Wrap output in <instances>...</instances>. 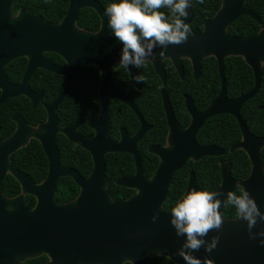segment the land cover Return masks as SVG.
<instances>
[{
  "label": "water",
  "instance_id": "1",
  "mask_svg": "<svg viewBox=\"0 0 264 264\" xmlns=\"http://www.w3.org/2000/svg\"><path fill=\"white\" fill-rule=\"evenodd\" d=\"M14 1L0 0V88L3 90L1 102L23 94L13 93L14 88L9 84L4 72V68L15 59H30L23 86L36 68L46 65L51 67L45 60L46 53H55L66 59L69 63V69L65 71L68 82L71 81L72 74L75 75L76 81L66 87L59 102L80 81L81 68L92 63L103 69L108 65L107 70L112 73L113 67L119 61L122 45L107 29L101 4L93 0H70L62 23L53 25L42 17L25 11H20L15 16ZM246 1L224 0L223 8L216 18L206 25L204 34L189 35L186 42L169 45L163 56L160 55L162 51L160 48L154 49L155 57L149 59H153L157 64L158 59L188 57L194 59L197 75L204 59L208 57L217 59L223 78L221 96L201 115L193 105L189 110L194 120L206 121L220 114L234 115L239 119L245 140L232 150L243 148L249 153L253 165L252 173L247 180L239 184L231 178L228 165H223V184L216 193L218 198L223 199L228 190L235 192L236 187L241 185L255 198L261 211H264V165L261 157L264 139L249 135L239 115L243 105L256 94L261 84L264 33L250 39L231 38L226 34L227 27L239 16L248 15L261 22L257 15L245 7ZM83 8L95 9L100 15L102 27L98 34L77 28V21ZM192 18L189 8L185 22L191 25ZM229 55L243 56L253 68L257 79L254 92L237 101H229L226 96L224 65L225 57ZM159 66L161 68V65ZM101 98L103 110L98 123L95 124V127L98 126V137L95 141L83 145L94 157L95 169L89 179H84L72 169L61 167L60 155L53 145V137L49 140L48 133L34 132L19 118H15L19 122V130L11 140L0 146V264H20L21 260L24 264L44 255L50 259L47 264H122L126 259H132L134 264H148L157 256L167 257L175 264H185L184 260L176 255L183 238L175 236L174 229L169 223L170 214L164 209L169 187L174 174L183 169L190 159L199 161L205 156L220 155L225 151L199 147L193 135L196 132L195 123L183 135L175 134L174 131H181L177 129L173 113L168 110L172 148L151 149L161 158V164L151 180L144 175L141 157L136 149L134 154L137 175L119 184L137 189L138 194L128 201L114 202L106 189L107 150L103 152L96 149L99 151L96 152L92 146L106 140L100 128L106 120L104 116L106 102L103 97ZM165 100L167 104L166 97ZM53 124L56 125L51 118L47 125L40 126V130L47 132L50 131L48 127H51L55 132ZM191 134L193 138L190 141L185 142L181 139ZM30 136H35L41 141L50 159L49 176L42 185H35L29 176L9 164L8 157L23 148ZM140 137L141 134L135 140L138 141ZM108 150L120 152L122 149L110 144ZM9 172L21 183L24 194L37 198L35 208H29L23 196L16 199L4 196L2 185ZM66 176L72 177L80 185L82 193L75 202L59 205L55 202L57 183L59 178ZM191 188L199 189L194 173L190 175L187 192ZM224 208L221 209L224 220L222 229L218 233L210 231L208 237L219 234L217 247L211 253L202 247L194 255L202 261L210 259L214 264H264V247L257 241L249 239L244 221L225 220ZM156 212H159V218L153 222L152 216Z\"/></svg>",
  "mask_w": 264,
  "mask_h": 264
},
{
  "label": "flooded vegetation",
  "instance_id": "2",
  "mask_svg": "<svg viewBox=\"0 0 264 264\" xmlns=\"http://www.w3.org/2000/svg\"><path fill=\"white\" fill-rule=\"evenodd\" d=\"M93 1L101 4L103 8L105 9L101 1L99 0H93ZM249 1L251 0H247L245 2V7L249 11L257 15L260 18L261 22L259 23L256 19L248 15L239 16V18H237L233 23H231L226 29V34L229 37L239 38V39H250V38H254L264 33V29H262L258 34L249 35L247 37H241L238 35H233L230 32L232 27L236 25L237 22L242 20L243 18L250 19L251 21L255 22L257 25L262 26L263 22H262L261 17L255 11H253L252 9L248 7ZM69 4H70V1H69ZM223 4H224V0H221V7L219 8V10L210 20L201 24V29L199 31H194L193 29L195 23L197 22V15L191 7L190 10L193 15V18H192L193 21L190 25V27L192 28L191 35L204 34L206 25L216 18L218 13L223 8ZM68 8H69V5H68ZM86 9L94 10L97 13V15L100 18V29L97 32H90V31L83 30L78 26L79 19L77 21V28L84 32L98 34L101 31L102 19L95 9L83 8L82 11ZM81 13H80V16H81ZM37 16H40V15H37ZM64 18L62 19V21L64 20ZM62 21L58 24H53V23L51 24L59 25L62 23ZM51 54H55V53L45 54V57L47 58L45 60L50 64L51 67L46 65L45 67L40 66L36 68L32 72V75L28 79L25 86H23V84H24L26 72L30 64V59L28 58L15 59L4 68V72L7 76L8 82L14 88L13 93L15 95H17L20 92L23 94L16 96V97L7 98L3 102H1L3 90L0 88V105L3 106L7 103H10L15 108L14 113L11 116V124L14 130L8 137L4 139L0 138V146L6 143L7 141L11 140L14 137V135L17 133L20 125H19V122L15 120V118H19L21 121L24 122L25 126L33 129L34 132H40L44 134L48 133L49 136L47 138L49 140L51 139V137H53V141H54L53 145L56 146L59 152L60 164L62 168L72 169L76 171L84 179H89L95 169L94 168L95 167L94 157H93V153L88 151L83 145L85 144L87 145V143L95 141V139L98 137V130H97L98 126L95 127V124L98 123L101 117V114H102L103 104H102L101 97H103V99L106 102L105 114H104V116H106V120H105L106 123L103 121L104 125H101L100 128L103 134H105L106 140L100 143H95L92 146L95 151L96 149L103 150V152L107 150L105 152L106 153L105 159L107 163L106 173H105L106 182H107L106 189L109 192L111 199L114 202L128 201L138 194L137 189L129 188V187L122 186L119 184L121 181L134 178L137 175L138 169H137V162L135 158L136 156L134 154V151H136V149L139 151V154L141 157L144 175L147 179L151 180L161 164L160 155L155 152H152L151 149L152 148H158V149L172 148V129H171L170 122H169L168 110L173 113L175 120H176V124L178 126L177 129L181 131V132L174 131L175 134L183 135L184 132L189 131L190 128H192L195 123L196 132L193 135H194L195 142L197 143L199 147L213 148V149H217L220 151L221 150L225 151L224 154L205 156L201 158V160L199 161L190 159L183 169L179 170L178 172L174 174L170 187L172 186V183H173V180L176 174L187 169V173H188L187 184H186V189H185L184 194H186L187 192L191 173H194L196 176L197 186L199 190L205 191L206 189H204L199 183L196 168H195L196 164L201 163L206 159H223L227 157L228 154H233L238 151L243 152L247 156L248 160L250 161L251 163L250 174L245 179L239 181L233 177V173L231 171L229 162L220 161L218 162V164H219V169H220L219 172L221 175V183L218 185L217 189H215L213 192H216L223 184L222 168H223V165L225 164L228 165V170H229V174L231 178H233L239 184L247 180L251 176L253 165H252L251 157L249 153L243 148L232 150L236 145L243 143L245 140V133H244L243 127L241 126V122L239 121V119L234 115L220 114V115L211 117L206 121L205 119L204 120L202 119L194 120V117L189 110L192 108V105H193V107L195 108L197 113H199V115L205 113V111L208 110L215 103V101H217V99L221 96L223 92V78H222V74L218 66L220 91H219L218 96L214 98L213 101L205 108V72H204L205 61L209 58H215V57H208L202 61L201 69L199 70L198 75L195 70L194 59H191L188 57H182L181 59H172V58L158 59L157 64L154 62L153 59H148L147 63L140 69L130 66L131 74L127 72L126 70H124L123 68L118 69L117 71H114L112 69V73L110 74L107 70L109 68L108 65H106L103 69L101 66L92 63L80 69V73H79L80 81L76 83L75 86L70 89V91L65 96V98H63V100L59 102L60 97L66 91V87L71 86L72 83L76 81V77L74 74H72L71 81L68 82V75L65 74V71H68L69 69L68 61L64 59L63 57H61L60 55L59 56L62 59H56L55 57L51 56ZM231 58H241L243 62H245L252 69V73L254 77V86L251 91L237 98H231L229 96V84H228V78L226 75V68L224 65V69H225L224 78L226 82L227 99L229 101H237L254 92L257 86V79H256V75H255L253 68L247 63V61L245 60L243 56H239V55L226 56L225 63L227 59H231ZM19 60H24L26 63V66L23 71L21 79L18 80V78H14L12 75L8 73L7 68L15 64ZM215 60L217 61L216 58ZM159 65H161V68ZM217 65H218V62H217ZM90 67H93L95 72H90V73L86 72V74L90 75L91 77H93L94 73H96L97 75L93 81V90H90V87H89L87 91L85 92V94L87 95L93 94V96L95 97L96 101L92 99V103L88 108L89 111L92 112L95 106L97 107L98 113L95 119H91L93 117L91 115L88 118L83 117L82 115H79L82 100H81L78 90L84 81V71ZM55 69L60 70V71H56ZM135 75L142 76L143 80L133 81L132 76H135ZM170 79H173V84L175 86H178L177 94L179 95V98H178V103L176 105L173 104L174 102L171 98V92L169 91V88H168ZM263 79H264V63L262 66L261 84H260L258 91L253 97H251L243 105L242 109L239 112L240 118L243 124L245 125L248 134L257 139H264V136H258L256 133H254L250 129L249 125L246 123V121L242 117V111L244 107L246 106V104L250 102L251 100H253L261 91ZM88 82L91 84V80H89ZM120 96L124 98H121ZM71 97H74L76 101L80 104L79 107L74 110L76 113L75 117L78 119L70 118L71 116L68 114L72 110V108L66 106V103ZM165 97L167 98V104H166ZM260 109L264 110V106H261ZM177 111H181V112L178 114ZM222 115L232 116L236 121V127L238 129L239 140L235 142L234 144H232L229 148L223 147L222 145L218 144L219 142L217 140L216 141H209V140L205 141V137L206 139L213 137V139L215 140L214 134L215 132L218 131V129H216L210 123L213 122L214 118L218 116H222ZM51 118L55 121V124L57 125V126L54 124L52 125L55 127L56 131L54 132V130L51 127H48L50 131H47V132L40 130V126L47 125ZM207 128H209L211 131L208 132L210 134L207 133L205 135V129ZM3 130H4L3 127L0 126V136ZM140 134H141V137L139 138V140L138 141L135 140V138ZM164 135L165 137L163 138ZM192 138L193 136L191 134L181 139L185 142H188ZM33 142H37L39 144L45 156L46 162H47V171H46L47 174L45 178L40 182H36L29 173L22 170L21 167H19L18 164L15 163V156L18 153H20L23 149L29 147V145ZM107 144L109 145V147L111 144V145H115L119 147L122 150L120 152L109 151ZM263 150H264V147L261 149V157H262V161L264 165ZM124 151H128V152H124ZM96 152H99V151H96ZM72 153L85 154L89 156L92 162V170L88 176L84 175L83 173L79 171L78 163H72L71 160L68 163H65V160H69L68 157L71 156ZM113 158H119V159L123 158L125 160H130L132 162L131 165L134 167L133 174L127 175V176H121L115 179L113 182L114 186L119 187V188H124V189L129 190L130 192H133V194L129 198L119 200V201L113 199V196L110 190L111 180L109 176H110V172H112L113 170L111 167H109V160ZM152 158H155L157 160V166L155 168V172L153 173V175L149 177L147 168H146V163L154 164V161L152 160ZM8 159H9V164L11 167L29 176V178L35 185L44 184L49 176V172H50L49 156L44 146L42 145L41 141L37 139L35 136H30L28 138L27 144L23 148L11 154L8 157ZM112 174H115V171ZM9 178H13L20 187V193L19 195L15 197H8L4 192V185L6 184ZM64 179H69L70 181H72L73 184H75V186L78 189V194L74 200H71L65 203H58L57 201L58 199L56 195L60 191L59 185L61 184V181ZM170 187H169V190H170ZM241 188L244 189V187H242L241 185H238L235 189V193ZM2 192L4 196L7 197L8 199H16L20 196H23L29 208H31L29 204L30 198L34 200L33 208L36 207L37 202H38L35 196L24 194L21 183L10 172L6 175L3 181ZM81 193H82V188L72 177H69V176L61 177L59 178L58 183H57L55 202L59 205H65L71 202H75L80 197ZM168 195H169V192H168ZM167 201H168V198H167ZM226 209L227 207L224 208V213H223L225 220L236 221L240 219L239 217L235 219H231V220L227 219L225 217ZM157 258H167V257L157 256L153 258L152 260H150L148 264H152L151 261ZM49 261L50 259L48 260V262Z\"/></svg>",
  "mask_w": 264,
  "mask_h": 264
},
{
  "label": "trees",
  "instance_id": "3",
  "mask_svg": "<svg viewBox=\"0 0 264 264\" xmlns=\"http://www.w3.org/2000/svg\"><path fill=\"white\" fill-rule=\"evenodd\" d=\"M69 1L70 0H15L13 14L17 15L20 11H26L30 14L40 15L50 23L58 24L62 21L67 13ZM99 1L102 2L104 7L112 2V0ZM191 7L197 15V22L195 23L193 29L194 31H199L201 29V24L210 20L219 10L221 7V0H191ZM248 7L261 17L263 22L262 26L257 25L250 19L243 18L232 27L230 30L231 34L247 37L249 35L258 34L262 29H264V0H251L248 2ZM161 11H165L167 13L166 9H161ZM78 26L86 31L97 32L100 29V18L94 10L86 9L81 13ZM51 56L55 57L56 59H62L56 54H51ZM25 66V61L19 60L15 64L8 67L7 71L10 75H12L14 78H18L19 80L22 77ZM225 68L229 84V96L231 98H237L253 89L254 77L252 69L245 62H243L241 58L227 59ZM86 72H95V70L93 67H90L84 71V81L78 90L82 100L79 115L87 118L91 115L93 116L91 119H95L98 113L97 107L95 106L92 112H90L88 109L92 103V99L95 100V97L93 94L87 95L85 92L89 87L90 90H93V81L97 74L94 73L93 77H91L90 75L86 74ZM204 72L206 108L213 101V99L218 96L220 91L218 65L215 58H209L205 61ZM89 80H91V84L88 82ZM168 88L171 92V98L174 102L173 104L176 105L179 98V95L177 94L178 86L173 84V79H170ZM79 105L80 104L74 97H71L68 100L66 106L72 108V110L68 113L71 116L70 118L78 119L75 117L76 113L74 110L78 108ZM261 106H264V79L259 94L253 100L248 102L242 111L243 119L249 125L250 129L258 136H264V110L260 109ZM14 109V106L10 103H7L3 106L0 105V126H2L4 129L0 136L2 139L8 137L14 130L11 124V116L14 113ZM177 112L179 114L181 111ZM210 124L218 129V131L214 134L215 140L213 137L208 139L205 137V141L217 140L219 142L218 144L229 148L232 144L239 140L236 121L232 116H218L214 118L213 122ZM210 131L211 130L209 128L205 129V135ZM164 137L165 135L163 138ZM68 158L69 160H65V163H68L71 160L72 163H78V169L84 175L88 176L91 173L92 162L89 156L85 154L72 153V155ZM152 160L154 161V164L146 163L149 177L153 175L157 166V160L155 158H152ZM220 161L229 162L233 177L239 181L245 179L251 172V163L247 156L241 151L228 154L227 157L223 159H206L195 166L199 183L204 189H206L205 191L213 192L221 183V175L218 164ZM15 163L18 164L22 170L29 173L36 182L42 181L47 174V162L41 147L37 142L31 143L29 147L18 153L15 156ZM131 164L132 162L130 160H125L123 158H113L109 160V167H111L113 170L110 172L109 178L111 180L110 190L114 200L119 201L127 199L133 194V192H130L124 188L116 187L113 184L115 179L134 173V167ZM114 171L115 174H112ZM187 175V169L176 174L169 190L168 201L165 204V206H167L165 208L166 210L170 211L175 201L181 199L185 193ZM60 185V191L56 195L58 203H65L74 200L78 194V189L75 184H73L69 179H64L61 181ZM239 190L236 192L237 195L240 194ZM4 192L8 197H15L19 195L20 187L13 178H9L4 185ZM29 204L30 207L33 208L34 200L30 198ZM225 217L229 220L237 218L238 216L236 215L235 208L228 206L225 211ZM48 260V257L44 255L39 258L26 261L24 264H45L48 262ZM151 263L174 264L167 258H157L151 261Z\"/></svg>",
  "mask_w": 264,
  "mask_h": 264
},
{
  "label": "clouds",
  "instance_id": "4",
  "mask_svg": "<svg viewBox=\"0 0 264 264\" xmlns=\"http://www.w3.org/2000/svg\"><path fill=\"white\" fill-rule=\"evenodd\" d=\"M189 8L191 0H112L105 7L103 17L110 34L122 45L113 70L123 68L130 73V66L140 69L150 57L154 58V49L160 48L163 56L169 45L186 42L192 33L189 23L185 22ZM161 9H166L167 13ZM132 79L142 81L143 77L135 75ZM239 191L237 195L228 190L220 199L216 192L191 188L175 201L169 212V223L175 236L183 238L176 255L185 264H214L210 259L202 261L194 253L202 247L211 253L217 247L219 234L208 238L209 233L222 229L221 209L228 206L234 207L236 215L246 223L249 239L264 247V211L248 191L243 188ZM158 218L159 212H156L152 221ZM122 264H134V261L126 259Z\"/></svg>",
  "mask_w": 264,
  "mask_h": 264
}]
</instances>
